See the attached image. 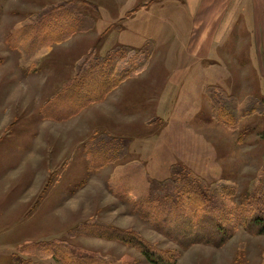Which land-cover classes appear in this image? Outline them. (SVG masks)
I'll list each match as a JSON object with an SVG mask.
<instances>
[{"label": "rangeland", "instance_id": "obj_1", "mask_svg": "<svg viewBox=\"0 0 264 264\" xmlns=\"http://www.w3.org/2000/svg\"><path fill=\"white\" fill-rule=\"evenodd\" d=\"M179 1L0 0V264H15L17 257L27 263L30 256L19 252L22 245L53 239L102 264H156L133 245L84 233L94 219L135 232L174 264H264V234L239 225L223 245L183 247L110 188L115 177L125 176L126 190H140L139 168L159 180L187 169L211 186L234 185L238 202L264 165V75L250 27L231 31L223 50L197 57L187 50L185 25L180 22L176 29L167 23L180 11ZM62 7L79 20H69L63 11L52 21L61 30L75 25L73 35L49 41L33 55L25 51L27 56L11 45L9 38L15 42L21 28L33 30L19 40L27 47L54 36L55 31L38 35L43 26L35 28L40 15ZM116 47L132 54L143 50L146 64L79 111L74 112V102L49 110L56 93L71 82L83 81L69 96L75 103L104 88L110 78L101 74L93 81L88 74L94 72L86 76L81 70ZM216 95L235 111L218 110ZM225 112L241 115L231 120L234 127L217 118ZM114 141L120 146L114 152L93 153L111 161L92 168L89 147ZM157 193L164 203L184 196L173 188ZM31 260L65 264L56 257Z\"/></svg>", "mask_w": 264, "mask_h": 264}, {"label": "trees", "instance_id": "obj_2", "mask_svg": "<svg viewBox=\"0 0 264 264\" xmlns=\"http://www.w3.org/2000/svg\"><path fill=\"white\" fill-rule=\"evenodd\" d=\"M67 9L68 8L66 7H62L58 8V11H49L44 13L45 15H40L38 20L40 26L35 29L39 30L42 26L43 28L39 30L38 35L42 34V32L43 34H47L50 31L57 32V35L55 34L54 36L46 37L44 41L39 44L41 46L32 45V47H27L26 43L23 44L19 41L22 39V34L25 35V32L28 33L33 31L29 30V27L21 28L17 35H13L15 36V42H12V38L10 37L9 40L11 45L16 43L18 48L22 50L23 54L26 55L27 53L25 51H28L32 52L33 55L34 52H38L41 49L43 50L49 41L64 40L73 35L78 31V28L75 27V25H70L61 30V27L52 21L54 16L62 17L65 12L66 17L69 20L73 19L77 22L79 20L78 16H76L70 9ZM47 23H51L52 28L50 24L48 25ZM34 41L35 40L33 39L31 43H29L32 44ZM132 53L133 52L129 48L124 47L122 49L121 47H116L106 58H94L93 60H90L89 63L92 61V63H90L91 65L89 64L82 68L81 74L87 76L86 71L89 73L94 72L95 74H88L89 76H92L91 79H93V81L101 74L107 76L111 80L107 81L105 87L103 88L102 86V89L96 94H89L88 96L85 95L81 97L79 99L81 101L78 103H75V99L69 96L75 94V89L78 86H82L83 81L78 82L80 84H74L75 82H71V84L66 85L62 91L57 92L58 94L56 93L54 99L58 100L56 104L50 106L49 110L54 111L58 108L65 107L64 104L74 102L73 109L75 112L79 111V109L87 103L103 99L111 89L116 87L121 81L128 77L129 74L142 69L146 64V54L143 50L141 52H136L135 54ZM125 54L132 55V58L134 56L132 59L134 61H130V57H126ZM131 62L135 63V65L131 64ZM113 65L115 66L113 67ZM27 68L34 69V65L30 66L29 64ZM130 70H132L131 73ZM85 85L92 86L88 81H85L84 86ZM67 90L68 92H66ZM65 93L68 94L66 97L63 96ZM216 97L214 99H217L216 108L218 110L219 108H223L227 111H235L232 110V105L228 104L224 97L221 95H216ZM226 106L229 107L226 108ZM239 111L241 112V110ZM225 113V117H223L221 113L216 116L228 126L234 127L235 120H237L238 117H241V115L235 117L231 113ZM70 114L71 113H69V115ZM231 120H234V123ZM118 145L119 144L116 141L108 142L107 146L101 147L102 150L101 148L97 149L95 144H93V147L90 146L89 154H91V167L95 169L101 168L112 159L109 155L104 156L103 154H100V156L95 158L93 153H101L100 151L103 150H107L109 153L114 152L116 148L120 147ZM97 160L101 161L98 162ZM138 172L143 178L140 190H126L123 187V178L125 177L123 176L121 181H119L120 179L117 180L115 177L113 182H110L112 192L121 199H128L133 202L132 209L134 212H137L142 218L149 220L159 231L171 237L183 247L199 242L217 246L223 245L231 235H233L239 225H242L245 230L253 234H264V165L259 174L251 181L247 193L238 202L234 199L237 197V189L234 185L215 183L211 186L203 182L202 179L187 169H180L177 172L173 171L171 177L162 180L150 178L149 175H146V172L145 174L144 172L142 173L140 168ZM126 174L128 173L125 172L124 175ZM168 188H173V191L183 194V198L177 196L176 199L173 200V203H171L172 201L169 197V202H162L161 198L157 196V192L160 189L166 190ZM144 192L148 193V196L144 195ZM82 230L86 234H94L109 239H119L128 245H133L156 264H174L173 260L164 257V255L160 254L158 250L153 248V246L145 239L131 230L120 229L99 222L96 219H94L93 222L85 224ZM63 241L64 240L53 239L45 242L26 243L20 247L19 252L22 254H29V261L23 263V261H21L22 259L19 260L17 257L15 264H39V262L31 260L32 257H56L62 260L65 264L103 263V261H100L102 259L83 255L78 252L79 250L76 249L75 246L71 244L69 245V243L67 244V242Z\"/></svg>", "mask_w": 264, "mask_h": 264}, {"label": "crops", "instance_id": "obj_3", "mask_svg": "<svg viewBox=\"0 0 264 264\" xmlns=\"http://www.w3.org/2000/svg\"><path fill=\"white\" fill-rule=\"evenodd\" d=\"M178 3L182 10L173 12L175 20L172 18L167 23L176 29L180 22L182 27L185 25L187 50L195 52L197 57H208L211 52L223 50V42L231 31L234 35L235 29L247 24L257 52L259 73L264 75V0H180Z\"/></svg>", "mask_w": 264, "mask_h": 264}]
</instances>
